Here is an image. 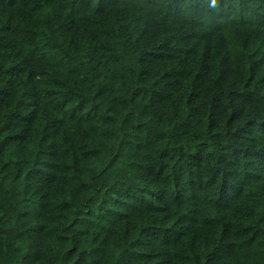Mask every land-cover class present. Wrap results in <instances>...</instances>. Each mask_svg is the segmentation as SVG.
Returning a JSON list of instances; mask_svg holds the SVG:
<instances>
[{"label":"trees","instance_id":"trees-1","mask_svg":"<svg viewBox=\"0 0 264 264\" xmlns=\"http://www.w3.org/2000/svg\"><path fill=\"white\" fill-rule=\"evenodd\" d=\"M0 264H264V0H0Z\"/></svg>","mask_w":264,"mask_h":264}]
</instances>
